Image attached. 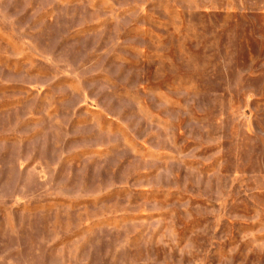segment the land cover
I'll list each match as a JSON object with an SVG mask.
<instances>
[{
    "label": "rangeland",
    "instance_id": "1",
    "mask_svg": "<svg viewBox=\"0 0 264 264\" xmlns=\"http://www.w3.org/2000/svg\"><path fill=\"white\" fill-rule=\"evenodd\" d=\"M0 264H264V0H0Z\"/></svg>",
    "mask_w": 264,
    "mask_h": 264
}]
</instances>
